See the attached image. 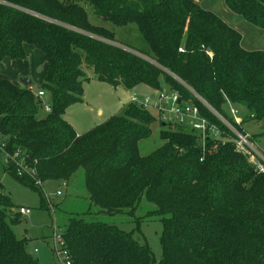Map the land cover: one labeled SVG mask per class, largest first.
<instances>
[{
    "label": "trees",
    "instance_id": "16d2710c",
    "mask_svg": "<svg viewBox=\"0 0 264 264\" xmlns=\"http://www.w3.org/2000/svg\"><path fill=\"white\" fill-rule=\"evenodd\" d=\"M224 1L264 28V0ZM88 4L118 25L135 22L151 60L98 38L116 41L112 31L91 23ZM242 40L198 0H0V63L26 58V45L40 49L46 66L39 90L52 106L43 114L39 90L0 78V136L8 151L37 160L43 182L69 181L83 167L91 202L101 211L132 212L143 196L153 202L163 222L161 264H264V173L233 142L206 138L203 144L197 132L160 118L164 143L143 155L139 142L150 136L154 117L136 101L81 134L65 118L82 101L90 67L95 79L126 90L167 85L224 128L189 86L245 129V122L264 119V50L248 49ZM228 102L247 110L239 125ZM6 169L38 188L13 166ZM3 189L0 183V264H38L27 239L13 230L21 215ZM63 235L73 264L155 261L147 244L116 224L71 217Z\"/></svg>",
    "mask_w": 264,
    "mask_h": 264
},
{
    "label": "rangeland",
    "instance_id": "374dc122",
    "mask_svg": "<svg viewBox=\"0 0 264 264\" xmlns=\"http://www.w3.org/2000/svg\"><path fill=\"white\" fill-rule=\"evenodd\" d=\"M198 1L204 8L214 11L230 25L237 28L242 33V43L246 48L264 50V28L250 23L243 16L233 12L224 0ZM86 9L91 23L112 31L116 41L98 38L128 50L139 51L144 57L151 60L148 57L152 54L151 48L135 22L118 25L95 15L91 4H88ZM26 50V58L5 59L0 63V78L17 80L21 83L22 78L28 77L32 80L30 84L32 88L38 91L45 76V56L40 49L32 45H26ZM85 70L87 75L92 78L83 84L82 101L74 103L68 110V117L79 132L100 124L109 116L119 113L123 103L136 100L139 103L138 101L143 100L146 96L151 97L152 101L157 100L155 89L149 85L139 84L133 90L127 91L123 86H114L95 79L93 68L85 67ZM164 89L170 90L166 85ZM45 101H49L47 97ZM237 107L242 113H247L244 107ZM148 109L154 117V121L151 124L150 136L139 142L140 152L143 155L151 153L164 143L160 137L162 115L159 109L152 105ZM43 114H45L44 111ZM244 127L245 130L257 135L255 136L256 142L264 148V135L262 134L264 119L260 122L249 120L244 123ZM6 165V153L4 150H0V183L4 186L3 192L11 197L16 207L15 212L20 206L31 209L29 214H20L21 221L12 226L13 230L18 238L27 239L26 248L38 260V264H62L54 251L53 225L56 223L58 230L64 231L71 217H84L87 220L116 224L121 229L132 232L140 243L150 247L155 257L153 264H161L162 215L157 214L156 205L145 196L132 212L130 209H125L122 212L108 213L101 211L98 205L91 202L85 185L83 167L79 168L69 181L49 179L43 182V188L40 186L37 188L15 178L6 169ZM58 190L61 191V194H57ZM46 195L52 200V208Z\"/></svg>",
    "mask_w": 264,
    "mask_h": 264
},
{
    "label": "built area",
    "instance_id": "2783aa9c",
    "mask_svg": "<svg viewBox=\"0 0 264 264\" xmlns=\"http://www.w3.org/2000/svg\"><path fill=\"white\" fill-rule=\"evenodd\" d=\"M180 50H183V48L181 47ZM188 88L222 121L224 128L202 115L200 108L196 104L190 101L182 100L178 91L172 89L166 91L164 86L156 90L157 100L152 101L151 97L146 96L143 100L138 102L144 106L152 105L158 108L163 119L176 123L187 130L197 132L200 134L203 144L205 143L206 138H211L217 141L233 142L236 149L248 157L256 171L258 173H264V148L256 142V137H254V135L249 131L238 128L234 122H231L220 112L210 106L191 87L188 86ZM37 94L41 99H43V111L45 113H49L52 106L50 101H45L46 92L41 89L37 92ZM228 113L236 124L239 125L242 122V111L230 102H228ZM251 117H253V115H251ZM0 150L5 151L7 165L13 166L18 176L28 177L32 179L37 186L43 188V181L38 175L36 159L29 162L24 153H22L19 149L13 152L8 151L6 148V141L3 140L1 136ZM57 194H61V191L58 190ZM46 199L52 208L53 203L51 198L46 195ZM18 212L20 214H29L31 209L25 206H20ZM52 241L55 255L58 260L62 264H73L69 250L66 247L63 231L58 230L56 223L53 225Z\"/></svg>",
    "mask_w": 264,
    "mask_h": 264
},
{
    "label": "crops",
    "instance_id": "0c3cea01",
    "mask_svg": "<svg viewBox=\"0 0 264 264\" xmlns=\"http://www.w3.org/2000/svg\"><path fill=\"white\" fill-rule=\"evenodd\" d=\"M24 75H28V74H24ZM15 83H20V82H18L17 80H13ZM22 83V82H21ZM165 86V85H164ZM167 86V85H166ZM127 91H129V90H127ZM156 91V90H155ZM48 98V97H47ZM45 99H46V97H45ZM124 104H126V103H123L122 105H121V108L124 106ZM71 106H73V104L71 105ZM71 106H69L68 108H67V110H66V113H65V118L73 125V122L71 121V119L68 117V110L70 109V107ZM240 107V106H239ZM121 108H120V110H121ZM119 110V111H120ZM110 117V116H109ZM73 127L75 128V126L73 125ZM92 128V127H91ZM90 129V128H89ZM89 129H87V130H89ZM75 130H76V128H75ZM87 130H85V131H87ZM77 131V130H76ZM84 130H83V132H85ZM83 132H79V131H77V133L78 134H81V133H83ZM37 250V249H36Z\"/></svg>",
    "mask_w": 264,
    "mask_h": 264
},
{
    "label": "water",
    "instance_id": "95a60500",
    "mask_svg": "<svg viewBox=\"0 0 264 264\" xmlns=\"http://www.w3.org/2000/svg\"><path fill=\"white\" fill-rule=\"evenodd\" d=\"M21 82L24 84V85H30L31 84V82H32V80L30 79V78H28V77H26V78H22L21 79ZM163 125H165V122H163Z\"/></svg>",
    "mask_w": 264,
    "mask_h": 264
}]
</instances>
